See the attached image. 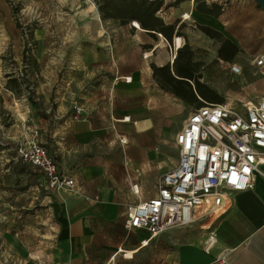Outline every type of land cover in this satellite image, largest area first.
I'll use <instances>...</instances> for the list:
<instances>
[{"label":"crops","instance_id":"crops-1","mask_svg":"<svg viewBox=\"0 0 264 264\" xmlns=\"http://www.w3.org/2000/svg\"><path fill=\"white\" fill-rule=\"evenodd\" d=\"M224 1L184 0L169 6L173 0H165L159 16L182 35L172 44L140 25L98 16L92 36L72 42V61L62 76L51 73L45 81L47 73L40 72L39 129H33L39 130L60 172L76 186L52 192L57 229L39 240V264H172L173 255L175 264H264L261 175H256L253 189L228 193L223 210L210 215L199 211L189 225L154 238L125 226L128 207L156 197L162 176L179 161L176 135L182 129L173 133L165 127L172 123L179 99L159 87L152 66L173 62L176 39L181 46H198V27L213 28L238 44L235 31L253 28L255 3L234 0L248 8L237 13L233 1ZM202 2L221 6V15L199 12ZM74 104L83 109L77 120ZM211 235L216 243L207 251ZM8 244L20 256L31 257L18 238Z\"/></svg>","mask_w":264,"mask_h":264},{"label":"rangeland","instance_id":"rangeland-1","mask_svg":"<svg viewBox=\"0 0 264 264\" xmlns=\"http://www.w3.org/2000/svg\"><path fill=\"white\" fill-rule=\"evenodd\" d=\"M227 1H233L231 8L236 7L237 13L248 9L239 1ZM252 1L256 11L251 16L253 28L235 31L238 44L233 43L239 51L230 61L241 67L242 75L232 74L229 62L219 58L221 43L211 38L213 32L198 27L196 39L202 42L190 46L200 83L217 93L221 104L236 109L264 96V80L254 75L251 65L264 50V30L259 29L263 8ZM94 6L95 0H0V264H39V240L51 237L57 229L52 192L40 173L17 159V148L34 127L39 129L40 72L47 73L43 79L49 81L51 73L62 76L69 69L72 42L91 37L95 19L99 22ZM179 49L173 48V61ZM21 74L28 78L21 81ZM199 99L194 104L177 101L174 119L165 127L173 133L180 131L190 112L199 103H207ZM13 237L27 247L31 257L24 258L9 246Z\"/></svg>","mask_w":264,"mask_h":264},{"label":"built area","instance_id":"built-area-1","mask_svg":"<svg viewBox=\"0 0 264 264\" xmlns=\"http://www.w3.org/2000/svg\"><path fill=\"white\" fill-rule=\"evenodd\" d=\"M251 65L254 75L264 80V54L254 57ZM227 66L232 74L242 75L239 65L229 62ZM27 78L21 74V81ZM74 108L77 120L83 109L77 104ZM176 144L177 167L162 176L156 197L128 207V230L154 238L194 223L199 211L210 215L223 210L228 193L253 189L256 175L264 177V96L242 109L229 103L193 109L176 136ZM17 159L39 171L51 192L76 186L60 172L37 129L19 145ZM215 243L211 235L206 250Z\"/></svg>","mask_w":264,"mask_h":264},{"label":"trees","instance_id":"trees-1","mask_svg":"<svg viewBox=\"0 0 264 264\" xmlns=\"http://www.w3.org/2000/svg\"><path fill=\"white\" fill-rule=\"evenodd\" d=\"M184 0H173L169 6H175ZM97 9L102 21H119L121 25L138 23L141 29L156 36L161 34L170 44L175 36L181 37L180 31L175 33L174 25H166L160 18L159 13L165 7V0H95ZM197 10L204 14L218 17L221 15L222 7L217 4L207 5L202 2L197 6ZM202 30L213 32L211 38L220 41L219 58L230 62L237 55L238 47L223 34L206 27ZM208 34V33H207ZM194 53L189 43L178 50L173 66L170 64L164 67L152 66L153 77L159 87L172 94L175 98L190 104L198 102L202 98L205 102L199 103L196 108L205 104H221L223 99L217 93L200 83L197 77L196 68L193 63ZM202 99H199L202 101ZM195 108V109H196Z\"/></svg>","mask_w":264,"mask_h":264},{"label":"bare ground","instance_id":"bare-ground-1","mask_svg":"<svg viewBox=\"0 0 264 264\" xmlns=\"http://www.w3.org/2000/svg\"><path fill=\"white\" fill-rule=\"evenodd\" d=\"M186 18H188V17H186ZM134 25L136 27L140 28L138 23L135 22ZM175 47H176V49H179L181 47V41L179 39H176ZM126 255H127L128 258H132L133 257V253H131V252L127 253Z\"/></svg>","mask_w":264,"mask_h":264},{"label":"water","instance_id":"water-1","mask_svg":"<svg viewBox=\"0 0 264 264\" xmlns=\"http://www.w3.org/2000/svg\"><path fill=\"white\" fill-rule=\"evenodd\" d=\"M256 1L264 9V0H256ZM96 13L100 17V13H99L98 9H97ZM173 63H174V61H173Z\"/></svg>","mask_w":264,"mask_h":264}]
</instances>
